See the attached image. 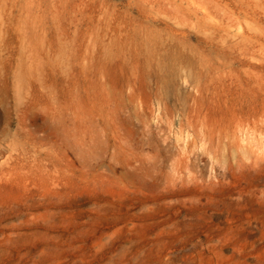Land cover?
Returning <instances> with one entry per match:
<instances>
[{
	"label": "rangeland",
	"instance_id": "1",
	"mask_svg": "<svg viewBox=\"0 0 264 264\" xmlns=\"http://www.w3.org/2000/svg\"><path fill=\"white\" fill-rule=\"evenodd\" d=\"M0 264H264V0H0Z\"/></svg>",
	"mask_w": 264,
	"mask_h": 264
}]
</instances>
